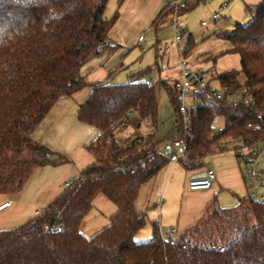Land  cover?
<instances>
[{
    "label": "trees",
    "instance_id": "1",
    "mask_svg": "<svg viewBox=\"0 0 264 264\" xmlns=\"http://www.w3.org/2000/svg\"><path fill=\"white\" fill-rule=\"evenodd\" d=\"M122 0H119L121 3ZM204 0L178 7L183 14ZM108 0H0V193H14L32 170L57 161L53 152L32 138V131L52 104L85 86L77 118L97 130L87 144L94 160L81 176L24 223L0 229V264H264V199H239L232 207L214 202L180 234L164 239L156 223L146 241L135 235L146 222L136 200L144 183L167 163L155 132L158 123L156 89L165 90L175 110L173 82L152 79V66L128 72L124 82H113L114 69L103 80L88 81L81 67L90 58L112 53L120 44L109 38L118 16H105ZM250 19L231 31H217L229 43L225 53L237 54L239 68L210 76L226 95L242 84L252 104L216 100L197 90L190 106V130L185 168L201 165L209 153L224 152L229 139H264V0L246 6ZM167 4L153 19L157 28L168 19ZM184 31L185 28L182 27ZM194 41L188 32L187 54ZM242 73L244 81L238 80ZM224 117L216 131L213 119ZM151 126L145 135L137 130ZM248 123L255 129L246 127ZM131 126L137 133L122 136ZM237 157V156H236ZM143 161V165L139 162ZM104 195L116 207L108 224L86 237L80 231L93 201Z\"/></svg>",
    "mask_w": 264,
    "mask_h": 264
},
{
    "label": "crops",
    "instance_id": "2",
    "mask_svg": "<svg viewBox=\"0 0 264 264\" xmlns=\"http://www.w3.org/2000/svg\"><path fill=\"white\" fill-rule=\"evenodd\" d=\"M171 1L172 0H122L121 3H119V0H108V4L113 3V6H120V13H118L117 19L109 31L110 40L120 44L118 48L123 47L121 43L123 41V34L128 33L132 38L136 36V31L127 23L128 19L138 21L144 25H152L153 19L167 4L171 3ZM188 1L189 0H178L180 5ZM205 1L207 0L201 3ZM259 1L260 0H216L217 9L213 11V13L218 11V8L223 2H225L226 5L219 10V16L216 19H212V13L206 20V23L207 21L217 22L216 20L222 15L225 17V20H223L219 28L213 32V36L217 37L215 33L217 31H229L227 28H231L229 26H231L230 24H232V22H235L234 26L236 23L247 22L250 19V14L246 11V6H254ZM203 21L204 20L201 21V25H204L202 24ZM118 48L110 54L90 58L82 65L81 74L84 75L88 81L92 82L105 79L110 71L118 68L112 77V81L121 82V80L116 81L115 79L118 71H125L127 79L128 72L142 68H130L129 65L124 66L122 61L117 63L110 61L109 57ZM231 54L233 53H225L217 56L216 59L210 58L211 54H204L200 56V59H211L216 66L218 61H220L221 65L225 63L226 59L223 57ZM162 55L163 54L156 51L153 64L156 65L155 71L158 73H154V76L157 77V75L160 74V78H163L161 76L163 71H161L157 61L161 60ZM235 58L236 64L234 67H227L225 65V69L218 67L216 69L214 66V74L230 68H239V57L237 54H235ZM210 75L211 77L213 76L212 74ZM154 76L150 75L152 79H154ZM178 76L179 71L176 72L175 79H177ZM89 91L90 87L85 86L70 96L65 95L59 97L32 131V138L47 146L53 152L52 158L55 161H57L56 159H58L59 156L65 157V160L35 167L27 181L18 191L14 193H0V205L4 202H10L8 206L0 209V229L14 228L35 216L62 193L64 183L68 178L75 176L94 160V156L87 148V144L95 138L97 130L90 125L80 122L77 118L78 104L86 98ZM166 147L160 142V150L163 153H165ZM211 157L212 159L205 163V160H209V158L204 156L201 159V165L196 168H185L184 182L177 192L169 186V182L163 186L165 196L159 205L160 207L157 215L156 212L153 211L151 212L150 218L152 220L155 219L151 221V224L156 223L164 237H166L167 232L171 228L176 229L173 235L175 236L192 226L204 214L210 202H214L221 207H232L238 203L239 199L246 197L248 187L242 178L241 166L236 155L226 150L224 152H214ZM175 163L171 165H175ZM207 168H213L216 172L212 187L204 190H188L187 181L192 177L202 176ZM155 176L156 175L153 177L155 178ZM157 186L155 192L161 189L162 182L160 183L158 180Z\"/></svg>",
    "mask_w": 264,
    "mask_h": 264
},
{
    "label": "rangeland",
    "instance_id": "3",
    "mask_svg": "<svg viewBox=\"0 0 264 264\" xmlns=\"http://www.w3.org/2000/svg\"><path fill=\"white\" fill-rule=\"evenodd\" d=\"M215 2L216 0H207L204 3L198 4L193 9L178 15L180 27L185 28L187 31V34L182 40L179 48L181 59L184 62H187L191 69H201L208 75L212 74L213 76L215 75L214 62L211 59L202 60L200 59V56L204 54L218 55L221 51H224L229 47V43L226 40L213 36V32L218 29L222 21L225 20L223 15L216 20L217 22L207 21V23L201 25V21H206L213 11L217 9V4ZM112 4L113 3H107L104 12L105 16L108 18L112 17L116 10L120 13V6L117 7L118 5L113 6ZM127 23L133 30L136 31V36L132 38V36H129L128 33L123 34V41L121 42L123 47L118 48L109 57V60L114 61V63L122 61L124 66L129 65L130 68L151 65L154 68L151 72V76H154V73L157 72L155 71L156 65L153 64L155 61L156 51H158V53L163 54L161 60L157 61L161 71H163L161 76L173 82L179 68L177 66V54L172 43L173 27L170 22V17L161 22L157 28L153 27L151 24L144 25L143 23L130 19L127 20ZM234 23L235 22H232V24H230L231 26L229 27L231 28H227L229 31L234 29ZM188 32L191 33L194 43L189 52L184 54L183 50L186 47ZM138 36H142L144 40L138 42ZM223 58L226 59L225 63H222L221 65L220 61H218L215 66L216 69L217 67L225 69V65L227 67L235 66V54L226 55ZM116 75V81L121 80V82H123L126 80L125 71L120 70ZM159 75H157V77L154 76V79H157ZM238 80L241 83L244 81L242 73L238 75ZM211 84L214 87L219 86L218 82L214 79ZM156 96L158 101V123L154 129L160 138L161 144L166 147L171 143V128L173 126V121H175V110L163 88L158 87L156 89ZM212 125L216 131L223 129V117L221 115L216 116ZM150 130L151 126L147 123H143L137 131L140 134L145 135ZM135 133H137L136 130L131 126H127L121 130L122 136L134 135ZM212 154L213 153H209L205 155L206 158H209V160H205V163L212 159ZM185 170V166L181 161H177L175 165H171V162L167 161V163L157 171L155 178L153 177L142 185L136 200V207L145 212L146 222L136 233L134 237L136 241H146L150 237L153 225L151 224V221L155 220H152L150 215L153 211L156 212V215L158 213L160 207L159 205L165 196L163 186L169 182V186L177 192L184 182ZM158 180L160 183L162 182V186L158 192H155V188L158 187ZM260 191L264 194V186L260 189ZM115 209V205L104 195H98L93 201L92 209L83 219L80 227L81 233L86 237H90L99 231L102 227L108 224V217L115 211Z\"/></svg>",
    "mask_w": 264,
    "mask_h": 264
},
{
    "label": "built area",
    "instance_id": "4",
    "mask_svg": "<svg viewBox=\"0 0 264 264\" xmlns=\"http://www.w3.org/2000/svg\"><path fill=\"white\" fill-rule=\"evenodd\" d=\"M172 12L170 14V22L173 27L172 43L177 54V66L179 68V76L173 80V87L176 93L178 126L171 129V143L167 153L169 162L175 163L179 160L187 159L188 150V134L190 130V106L194 102L199 101L196 97L197 90H206L209 86L210 95L216 99L221 100L227 96L228 101L237 102L242 101L244 104H252L251 98L248 96V90L245 85H241L234 92L226 95L225 89L220 86L214 87L209 83L210 76L201 69L193 70L189 67L187 62L181 59L179 48L182 40L185 38L187 31H184L179 25L178 7L180 6L178 0H172ZM223 2L218 8V11L212 14V19L219 16V10L225 7ZM203 21L202 24H205ZM143 40L142 36H138V42ZM249 129H255L254 125L248 123L246 125ZM225 150L233 152L240 163L241 174L244 182L248 187V197L263 200L264 194L260 189L264 186V139H229L225 142ZM143 165V161L139 162ZM81 172V171H80ZM68 178L64 187L71 184L73 179L81 176V173ZM216 172L213 168H207L202 176L192 177L187 181L188 190H204L212 187ZM10 202H4L0 205V209L8 206ZM176 232L175 228H171L166 237L163 236L160 228L159 233L164 239L171 238Z\"/></svg>",
    "mask_w": 264,
    "mask_h": 264
},
{
    "label": "water",
    "instance_id": "5",
    "mask_svg": "<svg viewBox=\"0 0 264 264\" xmlns=\"http://www.w3.org/2000/svg\"><path fill=\"white\" fill-rule=\"evenodd\" d=\"M169 151V146L166 147L165 154H167Z\"/></svg>",
    "mask_w": 264,
    "mask_h": 264
}]
</instances>
